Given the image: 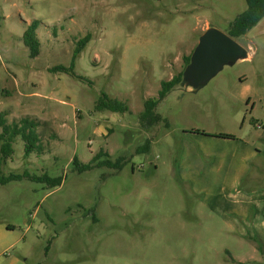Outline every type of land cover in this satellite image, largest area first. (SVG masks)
<instances>
[{
  "label": "rangeland",
  "instance_id": "374dc122",
  "mask_svg": "<svg viewBox=\"0 0 264 264\" xmlns=\"http://www.w3.org/2000/svg\"><path fill=\"white\" fill-rule=\"evenodd\" d=\"M247 6V0H0V111L10 123L36 119L45 151L25 156L19 137L0 171L63 179L60 185L29 178L0 184V264L13 258L22 264H264V238L255 227V210L264 217V208L225 190L232 184L226 177L204 175L214 156L190 135L194 129L248 141L264 135L256 126H264V18L237 38L247 58L225 65L203 86L177 85L157 105L156 124L141 119L162 82L185 69L202 33L209 27L228 33ZM34 19L41 21L36 57L23 38ZM87 35L75 60L83 78L56 71L71 65ZM104 92L130 110H97ZM190 148L201 163L184 168ZM101 151L120 166L78 169L75 158L88 164ZM183 169L195 170L198 188ZM255 175L250 185L260 189L264 174Z\"/></svg>",
  "mask_w": 264,
  "mask_h": 264
},
{
  "label": "trees",
  "instance_id": "16d2710c",
  "mask_svg": "<svg viewBox=\"0 0 264 264\" xmlns=\"http://www.w3.org/2000/svg\"><path fill=\"white\" fill-rule=\"evenodd\" d=\"M247 8L238 14L234 21L231 23L228 33L234 38H239L246 35L251 29H253L263 18H264V0H247ZM41 24V21L34 19L31 24H29L24 32L23 38L25 44L30 48L31 56L36 57L40 53V38L38 37L37 30ZM90 41V36L82 38L78 41L77 47L74 52L73 60L70 66H56L54 69L56 71H64L70 73L73 76L83 78L81 75H77L75 72V60L77 56L86 47L87 43ZM192 54V53H191ZM191 54L185 57L186 65L190 62ZM182 70L179 74L173 76L170 80H164L162 82V89L159 91L157 98L148 99L145 103V109L141 113V119L147 120L150 124H156L161 120V116L156 113V107L160 101L166 98L171 90H173L177 85L181 84L183 79ZM97 110H111L116 112H128L130 110L128 104L116 98L110 97L107 93H102V96L95 105ZM39 123L36 119L30 118L28 116L22 117L19 122H8L6 118V113L0 111V165L13 155L14 153V143L20 137L25 141V156H30L32 153L43 154L45 153L43 145H41V137L38 132ZM203 132L201 130H196ZM205 133V132H203ZM212 136L220 138H236L235 134L220 132L217 134H209ZM144 148H148L145 145ZM110 154L108 152H99L94 156L92 161L88 164H81L75 158L74 162L80 171L89 170L93 167L95 163L97 165H111L119 167L118 162H113L109 158ZM106 159H102V158ZM23 178H29L34 180H47L52 185H60L63 181L62 177H49L47 174L38 176L37 174H31L30 172H25L24 174H4L0 171V184H7L12 181H18ZM251 179L247 178L241 185V189L245 191H251L250 183Z\"/></svg>",
  "mask_w": 264,
  "mask_h": 264
},
{
  "label": "crops",
  "instance_id": "0c3cea01",
  "mask_svg": "<svg viewBox=\"0 0 264 264\" xmlns=\"http://www.w3.org/2000/svg\"><path fill=\"white\" fill-rule=\"evenodd\" d=\"M256 96L261 98L263 96L262 89H256ZM258 124L257 123V127ZM261 127H264L261 124ZM258 127V128H261ZM199 129H194L190 135H194L198 140L202 152H207L212 157L214 156V161L210 165V171L208 173H203L212 177L213 180H223L222 176L226 177V180H231L232 184L227 188L231 189V192H235L239 196L248 197L251 203H253L258 209L264 208V184L262 188L253 187L251 191H245L241 189V185L245 179L250 178L251 182H254L256 175L264 174V135H261L260 138L253 141H248L243 138H220L216 136L209 135V133H203L196 131ZM229 133V132H228ZM217 134V133H212ZM233 134V133H232ZM236 136V135H235ZM190 148L186 153L185 159H183L182 167H190V164L193 162L201 163L200 154ZM192 156V158L190 157ZM199 165V164H198ZM196 165V166H198ZM184 170V169H183ZM185 171V178L190 181L195 182V188H198L199 177L196 176L195 170L193 169L192 174L189 170ZM231 173V174H229ZM201 175V174H200ZM217 183H212L210 186H204L205 190L212 191ZM231 203H235V210L241 209V201L233 195ZM264 210V209H262ZM255 216L257 217L256 228L264 238V217L259 214V210H255ZM13 246V245H12ZM10 264H22L18 259L13 258Z\"/></svg>",
  "mask_w": 264,
  "mask_h": 264
},
{
  "label": "water",
  "instance_id": "95a60500",
  "mask_svg": "<svg viewBox=\"0 0 264 264\" xmlns=\"http://www.w3.org/2000/svg\"><path fill=\"white\" fill-rule=\"evenodd\" d=\"M247 57L248 50L236 38L221 29L209 27L200 36L184 69L181 83L189 88L203 86L225 65Z\"/></svg>",
  "mask_w": 264,
  "mask_h": 264
},
{
  "label": "built area",
  "instance_id": "2783aa9c",
  "mask_svg": "<svg viewBox=\"0 0 264 264\" xmlns=\"http://www.w3.org/2000/svg\"><path fill=\"white\" fill-rule=\"evenodd\" d=\"M258 127H261V124H258Z\"/></svg>",
  "mask_w": 264,
  "mask_h": 264
}]
</instances>
